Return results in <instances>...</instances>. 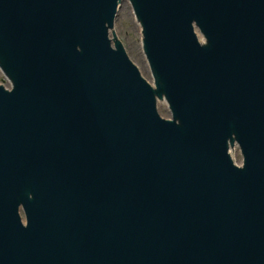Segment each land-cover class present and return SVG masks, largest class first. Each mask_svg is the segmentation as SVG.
<instances>
[{
	"label": "water",
	"instance_id": "1",
	"mask_svg": "<svg viewBox=\"0 0 264 264\" xmlns=\"http://www.w3.org/2000/svg\"><path fill=\"white\" fill-rule=\"evenodd\" d=\"M0 66V264H264V0H0Z\"/></svg>",
	"mask_w": 264,
	"mask_h": 264
},
{
	"label": "rangeland",
	"instance_id": "2",
	"mask_svg": "<svg viewBox=\"0 0 264 264\" xmlns=\"http://www.w3.org/2000/svg\"><path fill=\"white\" fill-rule=\"evenodd\" d=\"M111 33H115L118 37V41L128 55L130 60L138 67L144 79L148 82L140 55L138 51V46L134 34V29L129 13L128 4L126 1L120 6V10L117 13L115 19L114 27L111 30ZM0 85L5 87L4 81L0 75ZM7 89V88H6Z\"/></svg>",
	"mask_w": 264,
	"mask_h": 264
},
{
	"label": "bare ground",
	"instance_id": "3",
	"mask_svg": "<svg viewBox=\"0 0 264 264\" xmlns=\"http://www.w3.org/2000/svg\"><path fill=\"white\" fill-rule=\"evenodd\" d=\"M127 2V1H126ZM122 5V3L119 5V9L118 10H120V6ZM116 37H117V35H116ZM117 39H118V37H117Z\"/></svg>",
	"mask_w": 264,
	"mask_h": 264
}]
</instances>
